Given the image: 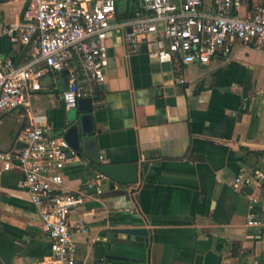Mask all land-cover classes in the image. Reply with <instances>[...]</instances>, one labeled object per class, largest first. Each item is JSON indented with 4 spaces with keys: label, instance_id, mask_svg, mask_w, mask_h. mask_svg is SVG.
<instances>
[{
    "label": "crops",
    "instance_id": "obj_1",
    "mask_svg": "<svg viewBox=\"0 0 264 264\" xmlns=\"http://www.w3.org/2000/svg\"><path fill=\"white\" fill-rule=\"evenodd\" d=\"M27 4L0 0L1 64L26 61V47L2 31L22 20ZM127 4L123 9L117 0L119 17L134 9ZM108 54L103 106L79 125L86 129L83 159L71 157L63 172L65 192L88 196L70 217L89 230L73 235L77 263L264 264V186L234 185L238 170L258 166L264 153V50L236 42L208 65L186 66L183 85L171 64L149 60L144 49L129 54L125 32L111 34ZM61 90L37 93L31 112L65 137L61 129L78 106L66 109ZM28 125L25 109L8 113L0 121V150L21 149L16 136ZM101 155L108 164H138L140 183L111 190L103 182L101 194L88 189ZM23 179L19 170H0V264H43L50 256ZM252 215L261 226L248 225ZM137 227L149 232L148 244L117 231Z\"/></svg>",
    "mask_w": 264,
    "mask_h": 264
},
{
    "label": "built area",
    "instance_id": "obj_2",
    "mask_svg": "<svg viewBox=\"0 0 264 264\" xmlns=\"http://www.w3.org/2000/svg\"><path fill=\"white\" fill-rule=\"evenodd\" d=\"M136 1L134 18L121 20L117 0H28L22 20L3 28V35L26 47L27 58L21 64L0 63V121L22 108L29 112V125L21 132V149L0 150V170H19L24 177L22 185L50 241V256L43 264H79L73 235L89 230L72 223L70 217L88 196L86 191L62 189L72 150L65 137L51 134L45 116L32 114L37 93H55L60 87L58 96L66 109L77 108L85 98L102 107L108 40L114 32H125L129 54H138L145 46L149 60L171 64L179 85L185 84L186 66L208 65L217 53H229L236 42L264 50L263 0ZM242 8L245 15L240 17ZM99 161L108 164L103 155ZM103 182L110 181L98 173L87 188L101 194ZM234 185L240 190L264 186V153L258 166L238 170ZM248 225L262 223L252 215Z\"/></svg>",
    "mask_w": 264,
    "mask_h": 264
},
{
    "label": "water",
    "instance_id": "obj_3",
    "mask_svg": "<svg viewBox=\"0 0 264 264\" xmlns=\"http://www.w3.org/2000/svg\"><path fill=\"white\" fill-rule=\"evenodd\" d=\"M130 32V30H129ZM146 51V48H143ZM68 72L64 71L63 75L65 89L68 87ZM94 112L93 100L90 98L82 99L78 102V111L66 118L64 127L61 129L64 132L65 138L68 140L72 153L71 157H79L83 159V152L85 150V140L82 137L83 134H86V129H83L81 133L79 131V125H86L90 123L92 119V114ZM68 120V121H67ZM68 127V128H67ZM21 130L18 132L16 138L20 136ZM93 169L105 176L113 185L111 190L115 189V186H132L140 183V172L138 164H107L101 165L97 164L93 166ZM264 218V216H260ZM118 233H124L130 235L133 239L136 237L145 238L146 243H149V232L142 227L137 228H128L123 230H117Z\"/></svg>",
    "mask_w": 264,
    "mask_h": 264
},
{
    "label": "rangeland",
    "instance_id": "obj_4",
    "mask_svg": "<svg viewBox=\"0 0 264 264\" xmlns=\"http://www.w3.org/2000/svg\"><path fill=\"white\" fill-rule=\"evenodd\" d=\"M135 1V2H134ZM118 3L123 7V9H125L127 7V0H118ZM137 1L136 0H130V8L131 10L133 9L134 6H136ZM244 11V9H242V12Z\"/></svg>",
    "mask_w": 264,
    "mask_h": 264
},
{
    "label": "trees",
    "instance_id": "obj_5",
    "mask_svg": "<svg viewBox=\"0 0 264 264\" xmlns=\"http://www.w3.org/2000/svg\"><path fill=\"white\" fill-rule=\"evenodd\" d=\"M263 1H264V0H263ZM136 9H137V6H134V9H133L132 11L126 13L125 15H121V16H120V19H121V20H129V19L134 18ZM259 157H260V156H259Z\"/></svg>",
    "mask_w": 264,
    "mask_h": 264
}]
</instances>
